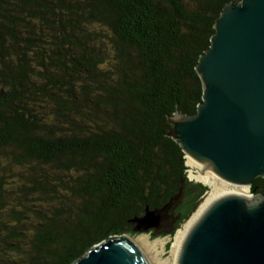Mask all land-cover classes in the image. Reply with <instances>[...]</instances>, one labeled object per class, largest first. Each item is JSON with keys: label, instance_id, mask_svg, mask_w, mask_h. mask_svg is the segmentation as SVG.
I'll use <instances>...</instances> for the list:
<instances>
[{"label": "trees", "instance_id": "trees-1", "mask_svg": "<svg viewBox=\"0 0 264 264\" xmlns=\"http://www.w3.org/2000/svg\"><path fill=\"white\" fill-rule=\"evenodd\" d=\"M230 1L0 0V264H72L198 209L208 186L169 117L202 101L196 65ZM147 208L161 223L138 230Z\"/></svg>", "mask_w": 264, "mask_h": 264}, {"label": "water", "instance_id": "water-1", "mask_svg": "<svg viewBox=\"0 0 264 264\" xmlns=\"http://www.w3.org/2000/svg\"><path fill=\"white\" fill-rule=\"evenodd\" d=\"M196 65L202 101L169 117L168 135L192 158L235 186L264 177V0H232ZM146 209L138 230L161 223ZM162 231L171 232V228ZM72 264H151L134 236L113 235ZM176 264H264V194L227 192L188 228Z\"/></svg>", "mask_w": 264, "mask_h": 264}, {"label": "rangeland", "instance_id": "rangeland-1", "mask_svg": "<svg viewBox=\"0 0 264 264\" xmlns=\"http://www.w3.org/2000/svg\"><path fill=\"white\" fill-rule=\"evenodd\" d=\"M186 164H187V175H188L189 179L202 182L203 184L208 186V190L204 194L203 200L201 202V204H202L205 202V200L208 198L210 193L213 191V187L210 184H207L206 182H204L203 180L198 179V177H196L197 175L200 174L199 172H197L198 170L196 168H194L193 166L189 165L188 162ZM216 180L218 181L217 182L218 187L220 185V187H219L220 189L221 188L222 189L229 188V189L242 190L244 188L243 186L231 185V184L221 180L217 176H216ZM246 187L248 189V192L250 194H253L250 190V187H248V186H246ZM214 192H215V190H214ZM201 204H200V206H201ZM196 211L194 213H196ZM194 213L175 232L171 233V232L167 231L161 235L160 234L157 235L159 232L158 233H150V232L144 231V232H141L140 234L134 236L136 242L140 245V248L143 250V252L147 256V258L149 259L151 264H175L176 263L177 256L175 257V255H173V253H172V250L174 247L173 244L176 241V235L180 230L183 231L186 228L188 222L193 217ZM163 227L167 228L168 227L167 223L163 224Z\"/></svg>", "mask_w": 264, "mask_h": 264}, {"label": "bare ground", "instance_id": "bare-ground-1", "mask_svg": "<svg viewBox=\"0 0 264 264\" xmlns=\"http://www.w3.org/2000/svg\"><path fill=\"white\" fill-rule=\"evenodd\" d=\"M188 160V164L193 166L194 168H196L200 174L197 175L196 177H198V179L203 180L204 182H206L207 184H210L213 187V191L210 193V195L208 196V198L205 200L204 203L201 204V206L198 208V210L196 211V213H194L193 217L190 219V221L188 222L186 228L182 231L180 230L177 235H176V241L173 244V250L172 253L173 255H175V257L178 255L179 249H180V244L188 230V228L193 224V222L198 218V216L205 210V208L208 207V205L218 196L227 193V192H236V193H240L242 195H245L247 197H250L251 194L248 192V189L246 186H243L244 188L242 190L239 189H229V188H224V189H220V185L218 187V181L216 180V176H214L212 174V172L206 168H204L201 164L197 163L196 161H194L192 158L187 157ZM215 190V192H214ZM148 241V240H147ZM157 245V244H156ZM176 264V263H175Z\"/></svg>", "mask_w": 264, "mask_h": 264}, {"label": "flooded vegetation", "instance_id": "flooded-vegetation-1", "mask_svg": "<svg viewBox=\"0 0 264 264\" xmlns=\"http://www.w3.org/2000/svg\"><path fill=\"white\" fill-rule=\"evenodd\" d=\"M168 228H170V227H168Z\"/></svg>", "mask_w": 264, "mask_h": 264}]
</instances>
